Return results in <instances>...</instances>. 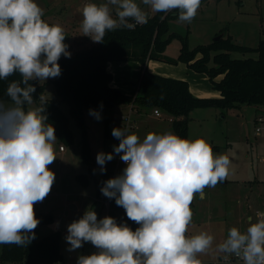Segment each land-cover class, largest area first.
Listing matches in <instances>:
<instances>
[{
	"label": "clouds",
	"instance_id": "clouds-1",
	"mask_svg": "<svg viewBox=\"0 0 264 264\" xmlns=\"http://www.w3.org/2000/svg\"><path fill=\"white\" fill-rule=\"evenodd\" d=\"M153 13L178 12L180 22L196 17L201 0H140ZM36 0H0V80L18 73L6 90L11 103L0 100V245L27 246L35 239L40 220L34 205L51 192L57 159L55 128L47 122L46 103H35L36 87L30 81H46L61 75L59 59L71 57L60 24H49ZM81 31L94 43H102L108 31L134 29L148 22L136 0L90 2L82 8ZM163 18V17H162ZM102 107V105H101ZM89 114L97 120L96 110ZM119 140L113 153L96 156L101 172L119 155L126 164L121 175L110 178L102 194L115 199L129 220L139 225L133 231L106 216L98 220L94 210L67 226L69 251L90 242L98 251L80 255L77 264H202L198 258L213 249L214 237L207 231L188 235L192 224L191 204L205 188L225 181L231 168L227 155H215L203 138L189 140L168 131L149 132L145 138L126 128H113ZM247 218L241 231L231 227L215 246L225 260L235 256L243 264H264V213Z\"/></svg>",
	"mask_w": 264,
	"mask_h": 264
},
{
	"label": "rangeland",
	"instance_id": "rangeland-1",
	"mask_svg": "<svg viewBox=\"0 0 264 264\" xmlns=\"http://www.w3.org/2000/svg\"><path fill=\"white\" fill-rule=\"evenodd\" d=\"M36 2L44 10L42 18L46 22L63 26L65 42L69 46L70 53L95 44L89 37L82 35V8L86 3H103L105 0H36ZM136 2L148 17L153 14L149 6L143 5L140 0ZM60 5L62 7H59ZM57 9L59 10L56 11ZM171 32L187 36L191 48L198 44H207L223 33L232 35L237 43L256 47L264 37V0H201V6L191 23L180 22L179 19L170 20L169 33ZM181 46V39L174 38L166 47L164 55L168 58H177ZM242 55L256 57L257 53H232L233 57ZM128 74V78L131 79L138 77V73L134 75L128 72ZM131 75L133 76L130 77ZM53 79L39 81L46 83L45 98H59ZM3 101L11 103V101ZM35 106H38L36 102L32 107ZM60 107L69 117L74 142L67 144L56 136L54 149L57 159L49 166L55 173L56 179L50 194L42 202L34 205V210L51 214L53 221L41 226L36 239L40 240L56 229L59 230L64 260L61 264H77L78 256L90 255L98 250L90 242H86L83 247L69 251L70 246L65 239L67 226L81 218L87 209L94 210L98 220L106 217L109 209V201L98 196L96 191V182L101 180L103 173L100 170L101 166L97 164L96 156L100 152L113 153V146L119 144V140L112 134L105 136L106 116L112 118L110 125L113 129L124 128L122 116L124 113L130 114L133 126L128 130L137 134L141 140L149 132L163 134L168 131L174 133V130L172 121L168 120V114L162 110L163 116L157 117L154 115V108L141 109L135 106L130 110L131 107L129 108L128 105H120L113 108L108 115L100 114L102 117L100 120L85 112L87 138L93 157L88 164L83 161L81 154L82 129L70 116L68 104L61 101ZM260 116L264 119L263 109L248 104L231 109L202 107L191 113L190 139H205L211 144L215 155L224 154L231 160L228 178L215 187L205 188V196L200 198L197 195L191 204L193 219L188 235L207 231L214 237L213 249L198 257L202 264H213L224 258L223 254H217L214 249L227 237L231 227L245 231L248 227V214H251L255 221L258 212L264 213V121L258 120ZM258 127L261 128L260 131H257ZM125 167L126 164L117 154H114V158L104 165L112 178L121 175ZM82 175L88 176V184L81 182ZM1 248L2 245L0 252ZM218 256H222L221 259L217 258ZM0 264L24 263L0 261Z\"/></svg>",
	"mask_w": 264,
	"mask_h": 264
},
{
	"label": "trees",
	"instance_id": "trees-1",
	"mask_svg": "<svg viewBox=\"0 0 264 264\" xmlns=\"http://www.w3.org/2000/svg\"><path fill=\"white\" fill-rule=\"evenodd\" d=\"M173 19H178L177 11L155 13L148 17V22L144 25H137L131 30L118 28L108 31L102 43L75 50L70 58L62 56L58 61L62 70L61 75L52 80L59 95L58 99L44 97L46 83L38 80L30 81L36 87L33 98L37 105L41 103L40 96H43L47 104L46 123L54 126L55 135L60 140L72 144L74 134L69 124V117L60 107L61 101L68 104L70 116L82 129L81 154L84 162L90 164L93 158L85 123V112H89L90 109L108 115L113 108L122 104H133V107L137 106L141 109L159 107L173 116L174 133L189 140L190 116L197 108L231 109L248 104L258 106L264 111V37L256 47H250L235 42L232 35L223 33L219 39L191 48L187 36L176 32L169 33V22ZM176 37L182 41L180 52L177 58H168L164 52ZM233 52L243 54L255 52L257 56L233 57ZM150 59L173 64L185 62L194 71L206 73L213 87L220 92V96H195L190 90L188 81L150 71L147 67ZM131 60L140 62L141 70L137 79L127 81L135 88L134 93L130 95L111 84L113 74L108 69V63ZM20 80L18 73L0 80V100L10 101L6 94L7 87L11 82ZM106 117L105 136L108 137L112 134L110 125L112 118ZM110 178L112 177L107 170L102 173L101 180L96 182L97 195L109 201L107 216L115 218L118 224H127L135 231L139 225L127 218L125 210L116 205L114 198L109 199L101 192L104 182ZM80 180L83 184L89 182L86 175L80 176ZM35 214L40 220L34 230L35 239L27 246L2 245L1 263L60 264L63 262L59 230L40 240L36 239L41 226L51 223L53 216L41 210H35Z\"/></svg>",
	"mask_w": 264,
	"mask_h": 264
},
{
	"label": "crops",
	"instance_id": "crops-1",
	"mask_svg": "<svg viewBox=\"0 0 264 264\" xmlns=\"http://www.w3.org/2000/svg\"><path fill=\"white\" fill-rule=\"evenodd\" d=\"M59 7H62V6L60 5ZM58 10L59 9H57L56 11H58ZM238 57H240V56H238ZM241 57H245V56L242 55ZM115 66H116V68L114 69ZM147 67L152 72H155V73H158V74H161L164 76L178 78V79H184V80L188 81L190 90L195 96H199V97H218V96H220V92L213 87L212 82L206 73L194 71L185 62H178L177 64H173V63H169V62L159 60V59H156V60L150 59L147 62ZM108 69L113 74V80L111 83L113 86L120 88L126 94L131 95L134 93V91H135L134 86L127 84L128 83L127 81L128 80H134L136 78L131 79V78H128L129 76H127V75H129L128 72H132L134 75L136 73H138V77H139L140 70H141V63L140 62L134 61V60H131V61H111L108 63ZM114 71H117V73L115 74ZM132 76L133 75H131L130 77H132ZM122 105H128L129 108L131 107V104H122ZM134 108L135 107H133V109ZM124 115H126V113H124ZM123 122L126 123V121H123ZM134 124H136L135 121H134ZM126 129H128V128H126ZM129 130H130V128H129ZM188 134L190 137V126L188 129ZM60 149H61V147H60ZM204 196H205V193H204ZM75 207H77V206H75ZM248 207H251V206L248 205ZM261 213H263V212H261ZM249 216L252 217L251 214H248L247 218ZM64 234H66V233H64ZM220 257H222V256H218L217 258L221 259ZM217 258H216V260H217Z\"/></svg>",
	"mask_w": 264,
	"mask_h": 264
},
{
	"label": "built area",
	"instance_id": "built-area-1",
	"mask_svg": "<svg viewBox=\"0 0 264 264\" xmlns=\"http://www.w3.org/2000/svg\"><path fill=\"white\" fill-rule=\"evenodd\" d=\"M171 12H176V10H173V11H171ZM131 110H133V104H131ZM130 112H132V111H130ZM153 112H154V114L157 116V117H162L163 116V111H162V109L161 108H159V107H155L154 108V110H153ZM130 117H131V115L130 114H127V115H123L122 116V119L124 120V121H126V123L123 125L125 128H131L132 126H133V124L131 123V119H130ZM168 119L170 120V121H172L173 120V116H171V115H168ZM130 120V121H129ZM258 120L259 121H264V119H263V117L262 116H260L259 118H258ZM261 130V128L260 127H258L257 128V131H260ZM118 146V145H117ZM63 147L61 146V149H62ZM114 151V150H113ZM237 263V264H243V262L241 261V260H239L237 257H235V256H229L228 257V259L227 260H225L224 258L223 259H221L220 261H218V262H215V263H213V264H219V263Z\"/></svg>",
	"mask_w": 264,
	"mask_h": 264
},
{
	"label": "water",
	"instance_id": "water-1",
	"mask_svg": "<svg viewBox=\"0 0 264 264\" xmlns=\"http://www.w3.org/2000/svg\"><path fill=\"white\" fill-rule=\"evenodd\" d=\"M223 34H219L218 36L215 37V39H219ZM73 206V205H71Z\"/></svg>",
	"mask_w": 264,
	"mask_h": 264
}]
</instances>
